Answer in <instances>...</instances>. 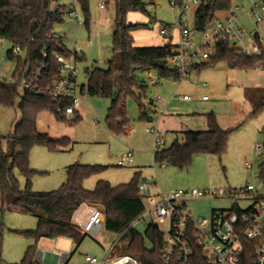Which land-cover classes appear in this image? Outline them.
Masks as SVG:
<instances>
[{
    "label": "trees",
    "instance_id": "trees-1",
    "mask_svg": "<svg viewBox=\"0 0 264 264\" xmlns=\"http://www.w3.org/2000/svg\"><path fill=\"white\" fill-rule=\"evenodd\" d=\"M59 0H0V39L9 41L11 49L7 51L10 59L16 61L13 72L15 78L21 73L40 72L37 78L39 88L51 87L61 76L60 64L53 57L55 53L66 59L80 60L78 53L64 45V37H56L55 27L62 24L68 10L65 6L52 7ZM107 4L106 0H104ZM175 6L182 8L183 0H171ZM239 0H201L195 10V27L202 31L212 23L218 14L230 11ZM84 15V24L90 26L91 0H75ZM116 21L112 34L114 56L105 68L86 69L87 82L80 87L85 96L101 97L110 100L105 124L108 130L116 135L125 134L130 127L127 116V100L133 98L138 102L139 120L153 119L152 113L142 103L146 96L149 82L146 73H154L160 79L179 80L177 72L172 69L169 58L175 42L168 37L167 41L155 46H135L134 32L148 29V23H131L127 21L128 13L140 12L150 17L146 4L142 0H115ZM83 23V22H82ZM169 26V25H165ZM254 37L259 41L258 33ZM14 46L21 49V55L15 56ZM261 54L250 55L240 52L230 45L217 43L216 52L206 63L197 64L192 70H201L223 61L230 69L253 71L264 68V45L260 43ZM24 55V56H23ZM150 84H152L150 82ZM139 92V97L136 95ZM21 120L12 134L0 136V212L9 205L22 212L38 218L35 230L21 231L33 238L36 244L30 245L19 263L44 264L37 260V242L43 237H66L76 243L70 259L86 237L72 223L74 210L83 202L96 203L104 208L105 229L114 234H121L123 241L115 245V252L136 258L139 264H178L173 259L169 262L163 258L164 233L155 223L147 225L144 233L133 225L144 213L145 204L139 190V184L145 180L136 172L126 183L112 185L108 180H98L92 189L84 183L92 176H97L108 168L104 165L74 163L66 168V181L52 191H35L31 188V179L36 173L30 168V152L35 145L46 146L49 150H59L71 144L68 137L52 139L37 127L40 113L48 111L54 114L57 121H66L63 111L71 103L69 99L54 100L48 94H40L23 89L19 94V85L0 79V105L6 108L16 106ZM264 114V94L253 101L248 118ZM208 127L204 131L185 130L183 141L176 139L168 147L154 153V160L160 165H170L181 170L188 169L197 155H217L227 152L229 136L233 129L220 127L214 113L205 114ZM80 116L76 113L71 122H77ZM263 136L261 146L263 161L259 166V177L264 181V125L260 129ZM6 145L7 150L4 149ZM26 178V186H20L15 171ZM233 209H238L233 207ZM196 264H204L202 251L195 248ZM68 261V263H69ZM67 263V264H68ZM240 264H258L256 243L244 241V252Z\"/></svg>",
    "mask_w": 264,
    "mask_h": 264
},
{
    "label": "rangeland",
    "instance_id": "rangeland-1",
    "mask_svg": "<svg viewBox=\"0 0 264 264\" xmlns=\"http://www.w3.org/2000/svg\"><path fill=\"white\" fill-rule=\"evenodd\" d=\"M146 4V9L150 17L140 12H130L127 21L131 23H148L149 28L138 30L134 34L135 46L143 47L149 41L157 42L163 40L160 37V30L169 25L174 40L179 27V21L188 27L195 24V10L197 5L190 4V9L184 12L183 8L172 7L171 0H142ZM261 0H239L235 6H239L242 12L249 11L254 4ZM99 0L90 2V26L84 24V15L75 0H59L56 6H65L67 9L73 8L78 18H65L62 24L55 27V32L64 37V45L78 53L80 60L73 57L69 60L76 64L77 82L76 89L79 90L87 82L86 69L92 67L105 68L107 62L114 56L112 49V34L116 21L115 0H106V8H98ZM81 20V25L77 24ZM247 33L251 36L259 30L264 37V20L255 25L250 17H243L241 20ZM257 29V30H256ZM145 36V37H144ZM148 38V41L146 40ZM89 40L93 46L88 44ZM164 43V42H163ZM156 45V44H152ZM151 45V46H152ZM161 45V44H157ZM156 45V46H157ZM9 41H3L0 47V79H6L7 74H13L16 61L10 59L7 51L11 49ZM24 56V55H23ZM151 75L146 73L145 77L149 82L146 96H142L143 104L148 103L157 97L162 99L159 104L160 111L166 106V101L170 99L171 93L176 90L175 86L168 83L163 85L150 84ZM207 82L208 88L200 84ZM179 94H187L192 100L189 104H181V111H192L197 122L205 118V111L210 106L205 105L198 97L207 95L216 104L215 109L219 112H226L229 104L240 102L245 104V113H249V106L244 101V89L246 87H259V91L252 94H264V70L242 71L227 67L226 63L219 61L215 64L202 68L200 72L194 71L188 81H183ZM164 86V87H162ZM215 87L214 90H212ZM163 89V93L159 92ZM23 87L19 86V94L22 95ZM81 104V119L71 122L57 121L54 114L48 111L42 112L37 118V127L41 132L56 134L57 138L68 137L71 144L61 147L59 150H49L46 146L35 145L30 152V168L36 171L31 179V188L35 191H52L58 189L67 179L66 167L74 163L104 165L106 170L97 176H92L84 183L85 187L92 189L98 180H108L112 185L129 182L135 172L141 171V179L147 178L149 182L156 183L155 191H169V189H192V188H221L240 189L247 184H253L259 194H264V181L259 177V166L263 161L262 151L255 149L256 145L262 146L263 136L259 129L264 123V114L256 118H245L242 126L235 129L229 136L227 152L221 157L217 155H197L194 157L188 169L181 170L174 166H162L154 160V137L146 131L150 127L149 121L139 120L138 102L129 98L127 100V116L130 119V128H134L129 136L126 134L116 135L108 130L105 124V116L110 101L106 98L85 96ZM20 96L16 99V106L6 108L0 105V136H8L13 132L14 126L21 120V114L17 105L20 103ZM210 105V104H209ZM156 115L160 117L161 112ZM155 116V113H152ZM156 118V119H157ZM158 120V119H157ZM156 120V121H157ZM155 121V120H154ZM155 121V122H156ZM154 122V123H155ZM231 122V120L229 121ZM240 123V122H239ZM198 124V123H197ZM193 128L199 129V125ZM53 138L52 139H57ZM167 145L171 142V137H167ZM4 149L7 150L6 145ZM131 149L134 151V164L120 167L117 165L121 156ZM253 165L252 169H247L246 164ZM20 186H26V178L15 171ZM153 186V185H152ZM145 205H148L143 200ZM247 203L242 204L246 206ZM229 203L224 200H201L193 202L195 214L208 216L210 208H226ZM152 222L150 216H145L144 220H137L135 228L144 233L148 224ZM38 218L29 213L6 205L0 212V264L19 263L26 249L36 244L33 238L20 233L21 231L35 230ZM160 229L166 232L167 227L160 225ZM119 237L118 234L111 233L105 228L102 229L97 240L87 236L84 238L76 253L68 264H77L80 255L97 254L104 252L105 244L113 242ZM126 237V236H125ZM118 241H124L126 238ZM76 248V243L66 237H43L37 242V253L44 252L48 256L50 263L56 250L70 255Z\"/></svg>",
    "mask_w": 264,
    "mask_h": 264
},
{
    "label": "built area",
    "instance_id": "built-area-1",
    "mask_svg": "<svg viewBox=\"0 0 264 264\" xmlns=\"http://www.w3.org/2000/svg\"><path fill=\"white\" fill-rule=\"evenodd\" d=\"M201 0H183L184 12L190 9V4L199 5ZM171 6L175 7L171 1ZM106 3L99 0L98 8L104 9ZM250 17L255 25L264 20V0L254 4L247 12H241L239 6H234L230 11L220 13L215 20L204 30L188 27L179 21L178 37L174 43L169 58V63L178 76L179 82L188 81L191 68L197 64L206 63L216 52V44L222 43L238 49L242 53L250 55L261 54L260 43L264 45V37L258 33L259 41L247 33L241 20ZM66 17L77 19V12L68 10ZM82 24L81 20H77ZM171 31L169 26L161 29V34L168 35ZM56 37L59 35L55 34ZM0 47L3 40L0 39ZM12 52L15 56L21 55V49L14 46ZM53 57L60 64L61 76L51 86L39 88L37 78L40 72L21 73L19 78L13 74L6 73V80L16 82L23 89L40 94H48L54 100L69 99L71 103L64 108L63 116L74 119L80 101L84 97L80 89H76L77 69L75 63L66 59L59 53ZM150 82L156 84V78L149 75ZM160 98L158 97L157 100ZM184 100L190 99L184 96ZM204 100L208 96L203 97ZM151 113L155 112L152 103L144 104ZM153 119L150 120V124ZM146 131L154 137V153L164 147L162 133L154 126L146 128ZM260 150L261 146L257 145ZM134 162V151L129 149L118 160L120 167L132 165ZM162 166H165L164 164ZM247 169L253 165L246 164ZM139 190L143 200L147 202L144 213L138 220H144L150 216L152 223L167 227L164 233L163 258L169 262L173 259L178 264H196L195 248L202 251L204 264H240L244 252V241L251 240L256 243L258 264H264V194H259L253 184H247L240 189L221 188H192L171 189L169 191L154 192L152 185L143 181L139 184ZM224 200L230 203L226 208L212 210L208 216L195 214L192 203L201 200ZM247 203L246 206L242 204ZM238 209H233V207ZM71 223L84 235L97 240L98 235L105 228L104 208L96 203H81L72 213ZM135 222L133 223V225ZM119 237L121 234H118ZM116 240L105 244L102 255L83 254L77 264H139L138 260L127 254L115 252ZM55 264H67L70 255L56 250L53 254ZM37 260L44 263L45 253L38 252Z\"/></svg>",
    "mask_w": 264,
    "mask_h": 264
},
{
    "label": "crops",
    "instance_id": "crops-1",
    "mask_svg": "<svg viewBox=\"0 0 264 264\" xmlns=\"http://www.w3.org/2000/svg\"><path fill=\"white\" fill-rule=\"evenodd\" d=\"M245 12L246 11H244V13ZM77 24H79V23L77 22ZM79 25H81V24H79ZM257 32H259V30H257ZM56 34L61 36V37H63L62 35L58 34L57 32H56ZM134 34H135V32H134ZM134 34H133V36H134ZM159 35H160V37L163 40L159 39V41H157V42L149 41L148 43H146L147 45H145V46H151L152 44H156V45L157 44H163V42L167 41L168 37L174 38V36H172V32L171 31L169 32L168 35H163V34H161V30H160V34ZM177 37H178V30L176 32L175 40L173 39L172 42H176ZM146 40L148 41V38ZM88 44L90 46H93V42L91 40H89ZM152 46H154V45H152ZM138 47H140V46H138ZM76 69H77V67H76ZM257 70H264V68H258L255 71H257ZM194 71L200 72L201 70H192L191 74H190V78H191V75H192V73ZM76 82H77V79H76ZM162 83H168V85L171 84L172 86L176 87V90L173 93H171L170 99H168V101H166V106H164L163 111H160V107H159V104L162 102L161 98L159 100H157V98H158L157 97L156 99L150 100L148 103H152L154 105V107H155V112H154L155 116L153 117V122L150 125L156 127L162 133V136H163L164 142H165L164 143V147L170 146L171 143L173 141H175L176 139H178L179 141L182 142L183 141L182 132L185 131V130H193V131H204V130H206L207 127H208L206 117L201 119V121L197 122L198 120H195V116L194 117L192 116L193 115L192 111L188 110L186 112H183V111H181L182 109H180V107H181L180 105L181 104H183L185 106V104H189V102H191V100H192V98L189 95H187V94H183V95L179 94V91H180L183 83L179 82V81L172 80V79H160L159 81H157L156 84H152V85H159V84L163 85ZM200 85L205 87V88H208L210 86V84L207 83V82H203ZM162 87H164V86H162ZM214 89H215V87L212 90H214ZM259 89H260L259 87H246L244 89V101L249 106V112L251 110L253 101L258 97V94L254 95V94H252V92L253 91H257V93H258ZM159 92L163 93V89H160ZM184 96H189L190 99L184 100L183 99ZM204 96H207V95H203L201 97H198V100H200L202 103H204L205 105H208L210 107H209V109H206L207 111H205V113H203V114L205 115V114L211 113V112L214 113L216 115L217 121H218V123H219V125H220V127L222 129H224V130L233 129V131H234L235 129H237L240 126H242V124L244 123V122H241L242 120H244L245 118H248L247 113H245V111H244L245 110V108H244L245 104L240 103L238 101L232 102V103L229 104L230 106L228 107L226 112H219V111H216V109H215V106H216L217 103H215L214 101L212 103H210L212 101L211 97H208V99L204 100L203 99ZM85 98L86 97H83L82 100H84ZM82 100L80 101V105H79V107L77 108V111H76L77 114L80 116V119H81V114L80 113H81ZM109 106H110V104H109ZM159 111L161 112V115H160L159 118H157L156 115H158ZM154 120L155 121L157 120V121L155 122ZM230 120H231V122H229ZM196 124L200 126L199 129L192 127L193 125H196ZM263 125H264V123H263ZM15 126H14V129H15ZM262 126H261V128H262ZM133 129L134 128H132V127L130 128L129 127L127 129L126 133H125L126 136H129L132 133ZM260 129H259V132H260ZM12 133H10V134H12ZM168 135L171 137V142L167 145V138L166 137ZM50 136L53 137V138H57L58 137L56 134H50ZM257 145H256L255 149L257 151H261V149L260 150L257 149ZM134 162H133V164H134ZM132 165H129V166H132ZM137 172H139L141 174V171H137ZM142 180H145L148 184L153 185L152 189H153L154 192H156V193L160 192V191H155V189H154V187L156 186V183L152 184L153 182L152 183L149 182L147 180V178H143ZM212 188H214V187H212ZM169 190H171V189H169ZM229 205H230V203H229ZM192 207H193V203H192ZM215 209H218V208H216V207L210 208V212L212 210H215ZM93 255H95V254H93ZM97 256H100V255H97ZM81 257H82V255H80V258ZM44 262H45V264H55V259H53L52 263H50L48 256H46V259L44 260Z\"/></svg>",
    "mask_w": 264,
    "mask_h": 264
},
{
    "label": "water",
    "instance_id": "water-1",
    "mask_svg": "<svg viewBox=\"0 0 264 264\" xmlns=\"http://www.w3.org/2000/svg\"><path fill=\"white\" fill-rule=\"evenodd\" d=\"M135 93H136V95L139 97V92L136 91ZM101 207L103 208V206H101Z\"/></svg>",
    "mask_w": 264,
    "mask_h": 264
}]
</instances>
